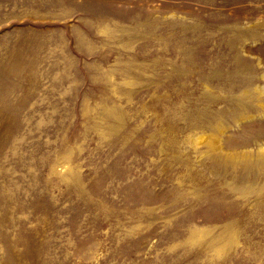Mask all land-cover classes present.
I'll list each match as a JSON object with an SVG mask.
<instances>
[{
	"label": "rangeland",
	"instance_id": "1",
	"mask_svg": "<svg viewBox=\"0 0 264 264\" xmlns=\"http://www.w3.org/2000/svg\"><path fill=\"white\" fill-rule=\"evenodd\" d=\"M0 264H264V0H0Z\"/></svg>",
	"mask_w": 264,
	"mask_h": 264
}]
</instances>
